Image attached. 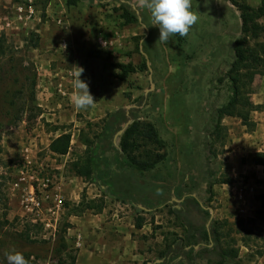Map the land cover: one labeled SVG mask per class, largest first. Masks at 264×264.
Here are the masks:
<instances>
[{"label":"rangeland","instance_id":"374dc122","mask_svg":"<svg viewBox=\"0 0 264 264\" xmlns=\"http://www.w3.org/2000/svg\"><path fill=\"white\" fill-rule=\"evenodd\" d=\"M15 1L0 0V36L4 35L9 51L6 57H0V68L6 67L11 57L17 64L21 63L24 66L27 81L24 95L19 103L21 106L30 107L34 94L37 97L39 73L42 72L39 52L33 47L40 41L37 29H40L49 18L43 11L44 0H38L41 8L40 19H36L33 24H15L13 28L4 29L2 17L10 14V8ZM123 1L129 2L137 16L125 12ZM237 1L255 8L261 3V0ZM51 2H54L56 7L70 5L69 0ZM191 2L192 10L197 15L196 23L187 35L173 34L167 42L159 41V28L153 24L150 12L142 6L141 0H102V5L98 4L103 8L109 6L106 16L120 27L128 26L124 27L125 29L120 28L126 35L128 44H125L123 51L110 52L113 53L110 56L115 58L111 63L118 68L117 59L120 58L125 63L137 64V69L129 75L130 90L126 95L133 104H138L139 99L145 98L142 106L135 109L134 116L139 122L151 123L164 143L163 150H160L164 155L161 163L155 170L138 176L147 184L159 186L157 196L167 193L169 199L178 200H170L169 206L153 210L152 214L148 213L146 217L141 216L147 221L146 224L151 225V232L146 237L148 243L144 251H147V255L144 260L136 264L162 260L161 253L166 245L176 235H183V229L178 226L172 212L176 207L173 204L181 202L180 199L184 196L192 194L200 199L205 207L214 210L212 221L226 225L225 231H232L231 238L236 239V247L240 248L241 264H258L264 257V208L262 207L264 198L259 199L264 195V170L263 167L259 169L251 165L250 155L254 153L253 150L264 149V132L261 137L262 142L256 145V148L249 147L251 149L248 151L241 152V145L235 136L237 134L241 136L248 131L247 128L243 127L239 119L232 117L224 118L220 123L218 113L231 95L227 75L235 58L236 42L244 37L242 13L229 0H191ZM79 3L93 6L88 0H81ZM5 6L8 8H4ZM257 24L260 38L256 41L248 40L250 46L264 42V17L258 19ZM256 79L258 84L254 86ZM255 82L251 98L259 88L264 89L262 75L256 76ZM33 90L34 94H32ZM27 115L24 116V120ZM32 116L34 115L30 114L28 118ZM100 123L87 122L81 128V132L89 134L99 131ZM219 124L221 127L217 128ZM59 127L71 129L69 125ZM209 141H211L210 146L207 148L206 144ZM3 148L4 152L0 154V184L3 189L0 209L3 210L0 213L2 215L7 212L9 219L10 209L5 199H9L10 182L19 164L4 146ZM208 156H212L209 161ZM45 158L46 155L41 157V159ZM55 158L50 156L52 160ZM57 160L61 164V158ZM72 161L67 162L66 169L62 172L69 179L74 175L70 170ZM49 171L61 176V172L57 174L58 170L51 166ZM215 171L217 174H214ZM227 177L231 179L230 183H220L221 180H227ZM209 181L216 182L212 192L208 191ZM233 184L238 189L237 192L247 193L248 199H232L234 192L229 189V185ZM140 187L143 188L142 183ZM144 188L147 190V187ZM67 191L56 234L47 230L40 222H33L30 217L11 214L12 224L5 226L0 234V251L20 252L24 255L27 264L30 262L70 264L68 253L75 255L77 251L69 244L67 234L66 242L72 250L61 255L57 253V248L60 246L58 230L66 227L69 223V211L78 205L73 204L69 199H81V202L85 195L89 203L91 199L98 200L103 195L94 184L79 187L72 183L67 187ZM261 210H263L262 214ZM92 212L96 213V211ZM210 217L205 223L208 228L212 222ZM33 224L37 226L34 227ZM230 224L232 226H229ZM28 225L31 228L29 235L34 240L33 243L19 238V233L25 231ZM242 240L248 243V248L244 246ZM27 255H34L29 262ZM0 264L8 263H2L0 259Z\"/></svg>","mask_w":264,"mask_h":264},{"label":"crops","instance_id":"0c3cea01","mask_svg":"<svg viewBox=\"0 0 264 264\" xmlns=\"http://www.w3.org/2000/svg\"><path fill=\"white\" fill-rule=\"evenodd\" d=\"M108 9L107 5L103 8L86 3L57 7L54 2L49 4L45 11L49 20L37 29L40 41L36 50L39 52L42 69L37 85L35 102L37 111L31 113L34 116L30 118H28L30 114L27 113L29 115L26 114L27 118L19 127L11 128L3 134V146L16 163L26 159L51 166L58 170L57 174L61 172V186L65 195L68 194L67 187L72 183L79 187H86L89 184L82 177L73 175L69 179L62 173L69 160L89 154L80 141L81 128L87 122H102L108 114L120 108L131 109L133 113L138 109L126 95L130 90V76L125 81L118 78L121 65L132 64L137 69V64L125 63L119 58L118 68H115L111 63L115 58L110 56L113 54L110 52L123 51L125 44H128L126 35L121 30L128 26L120 27L106 16ZM40 12L36 19H40ZM9 15L8 13L4 17ZM77 67L84 69L81 79L89 84L90 92L97 102L86 110L76 108L74 103L72 82L78 74ZM257 84L256 79L254 86ZM263 90L261 87L255 96L253 94L251 101L255 105L264 104ZM251 117L256 122L255 131H246L241 136L239 134L235 136L243 147L240 146L241 152L248 151L251 149L249 147L256 148V145L262 142L264 111L253 112ZM62 125H69L71 129L59 127ZM67 132L72 134L69 153L65 156L53 154L49 149L52 140ZM262 151L264 149L253 150L254 153ZM43 155L47 158L41 159ZM50 156L61 158V164L56 161L57 158L52 160ZM251 165L262 168L252 163ZM229 189L234 192L232 199H248L247 193L242 190L237 192L235 184L229 185ZM7 200L10 209L9 219L8 213H4H7L9 221L11 214L28 217L27 211L21 205L19 193L10 189ZM69 200H72L73 204H79L81 199ZM1 210L3 209H0V212ZM92 211L94 210H88L80 216L71 215L68 219L72 226L66 234L69 244L77 251L76 264H136L145 259L147 251L144 250L147 249L148 243L146 237L151 232V225L146 224L147 221L141 216L146 217L148 213L152 214V211L140 212L130 205L107 198L100 212ZM2 215L0 213L1 217ZM137 219L143 221L140 228L137 227ZM258 264H264V257Z\"/></svg>","mask_w":264,"mask_h":264},{"label":"trees","instance_id":"16d2710c","mask_svg":"<svg viewBox=\"0 0 264 264\" xmlns=\"http://www.w3.org/2000/svg\"><path fill=\"white\" fill-rule=\"evenodd\" d=\"M51 1L44 0V12ZM88 1L92 5H102V0ZM229 1L237 6L242 13L244 37L236 42L235 58L227 75L230 81V98L218 113L221 119L220 123L225 117L237 118L249 132H252L256 129V123L252 120L251 114L256 111H264V105H255L251 101L256 76H264V42H257L254 46H250L248 40L256 41L260 38L257 21L264 17V0H261L260 6L256 8L246 3L241 4L237 0ZM79 2L81 0H69V4L72 6H76ZM122 5L128 15L137 16L128 1H123ZM38 47L39 44L34 45L33 48ZM8 53L6 39L2 35L0 36V57H6ZM135 69L132 64L121 65V73L118 78L122 81L127 80L129 74L133 73ZM26 81L24 66L21 63L17 64L12 57L6 67L0 68V154L4 152L2 138L5 131L17 127L23 122L27 113L31 114L37 111L34 90L32 94L35 97L33 96L30 107L21 106L19 103L24 95ZM144 99H139L136 106H142ZM99 127V131L93 133L84 134L81 132L80 141L89 154L87 156L80 155L76 160H73L70 163V170L75 176L82 177L89 184L96 185L103 196L87 203L86 196L83 195L82 201L71 209L68 215L80 216L88 210L100 212L104 207L105 198L130 205L140 212L169 206L170 200L173 199H169L167 193L157 196L159 186L147 184L138 176L141 173L155 170L164 159V155L160 152L164 148V143L155 127L151 123L139 122L136 120L133 110L125 108L108 114ZM220 127V124L217 125V128ZM71 142L72 134L70 132L63 133L52 140L49 149L55 155L65 156L69 153ZM210 142L206 144L207 148H209ZM212 156L207 157L208 161ZM250 162L255 166L263 167L264 170V151L251 154ZM214 174L217 172L215 171ZM230 182L231 179L228 177L227 180L220 181V183ZM141 183L143 188L140 187ZM215 184V181L208 182L209 192H212ZM144 187H147V190ZM178 195L181 198L179 193ZM263 198L264 195L259 199ZM0 200H3L1 184ZM5 200L7 205L8 200ZM180 200L179 203L174 202L173 205L176 207L172 209V212L178 226L183 229V235H176L166 245L161 253L162 262L157 264H241L240 248L236 247V239L231 238L232 231H225L226 225H220L221 223L218 221H212L208 230L205 223L210 217V211L203 208L205 205L201 200L192 195L185 196ZM262 207L264 208V202ZM11 224L7 219V213H3L0 218V234L5 226ZM142 225L143 221L137 219V227L140 228ZM32 226L36 227L37 225L33 224ZM71 226L70 223H67L65 228L58 230L60 242V246L57 248L58 255L72 250L69 249L66 242V233ZM30 231L31 228L28 225L25 231L19 233V238L33 243L34 240L29 235ZM242 242L248 248V243L245 240ZM8 253L10 252L0 251L2 263H8L6 259ZM27 256L29 262L31 256L34 255ZM67 256L70 258V264H76L77 254L68 253ZM30 263L34 264V262Z\"/></svg>","mask_w":264,"mask_h":264},{"label":"built area","instance_id":"2783aa9c","mask_svg":"<svg viewBox=\"0 0 264 264\" xmlns=\"http://www.w3.org/2000/svg\"><path fill=\"white\" fill-rule=\"evenodd\" d=\"M40 10L38 0H16L10 8V17L2 18V27L10 29L15 24L33 23ZM17 163L19 165L11 179L10 189L19 193L21 205L33 222H40L56 234L65 204L61 177L50 173L49 167L44 164L26 159Z\"/></svg>","mask_w":264,"mask_h":264},{"label":"clouds","instance_id":"9594fccd","mask_svg":"<svg viewBox=\"0 0 264 264\" xmlns=\"http://www.w3.org/2000/svg\"><path fill=\"white\" fill-rule=\"evenodd\" d=\"M141 4L149 10L153 24L158 26L161 42H167L173 34L187 35L197 20L191 0H141ZM77 68L78 74L72 82L74 103L76 108L86 110L97 102L90 92L89 84L81 79L84 69ZM6 259L8 264H27L20 252L8 253Z\"/></svg>","mask_w":264,"mask_h":264},{"label":"water","instance_id":"95a60500","mask_svg":"<svg viewBox=\"0 0 264 264\" xmlns=\"http://www.w3.org/2000/svg\"><path fill=\"white\" fill-rule=\"evenodd\" d=\"M130 124V122L128 123V125ZM127 125V126H128ZM126 126V127H127ZM173 200H175V201H178L177 199H173ZM141 208H143L142 206H140ZM203 208L204 209H209L210 211H211V217H210V222L212 221V219H213V216H214V210L212 209V208H208V207H204L203 206ZM209 225V224H208ZM208 230H209V228H208ZM197 248V247H196ZM162 262V260H156L155 262H148L147 264H157V263H161Z\"/></svg>","mask_w":264,"mask_h":264}]
</instances>
